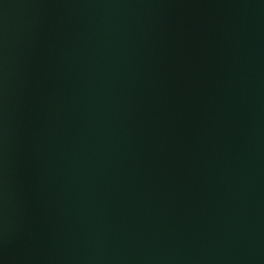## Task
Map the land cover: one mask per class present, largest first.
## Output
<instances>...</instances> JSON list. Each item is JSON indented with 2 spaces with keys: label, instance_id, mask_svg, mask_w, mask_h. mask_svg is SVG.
<instances>
[{
  "label": "water",
  "instance_id": "1",
  "mask_svg": "<svg viewBox=\"0 0 264 264\" xmlns=\"http://www.w3.org/2000/svg\"><path fill=\"white\" fill-rule=\"evenodd\" d=\"M0 264H264V0H0Z\"/></svg>",
  "mask_w": 264,
  "mask_h": 264
}]
</instances>
